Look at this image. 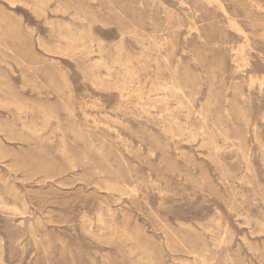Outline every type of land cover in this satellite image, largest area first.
I'll return each mask as SVG.
<instances>
[{"label":"rangeland","instance_id":"374dc122","mask_svg":"<svg viewBox=\"0 0 264 264\" xmlns=\"http://www.w3.org/2000/svg\"><path fill=\"white\" fill-rule=\"evenodd\" d=\"M0 264H264V0H0Z\"/></svg>","mask_w":264,"mask_h":264},{"label":"bare ground","instance_id":"6f19581e","mask_svg":"<svg viewBox=\"0 0 264 264\" xmlns=\"http://www.w3.org/2000/svg\"><path fill=\"white\" fill-rule=\"evenodd\" d=\"M98 60V59H97ZM101 62V61H100ZM180 107H182V106H180ZM5 205V204H4ZM108 217V216H107ZM112 219V218H111ZM111 222V221H110ZM107 225V224H106ZM108 227V226H107ZM110 227V226H109ZM110 229H111V227H110ZM124 230V229H123ZM113 231V230H112ZM127 232V231H126ZM115 233V232H114ZM122 237V236H121ZM129 237V236H128ZM132 238V237H131ZM129 241V240H128ZM129 243V242H128ZM134 249V248H133ZM133 252V251H132Z\"/></svg>","mask_w":264,"mask_h":264}]
</instances>
